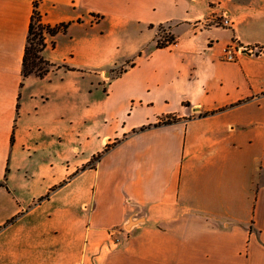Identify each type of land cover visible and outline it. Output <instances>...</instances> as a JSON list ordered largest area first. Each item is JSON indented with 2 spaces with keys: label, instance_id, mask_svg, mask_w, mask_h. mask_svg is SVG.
<instances>
[{
  "label": "crops",
  "instance_id": "obj_1",
  "mask_svg": "<svg viewBox=\"0 0 264 264\" xmlns=\"http://www.w3.org/2000/svg\"><path fill=\"white\" fill-rule=\"evenodd\" d=\"M254 49L264 0H0V264H264Z\"/></svg>",
  "mask_w": 264,
  "mask_h": 264
},
{
  "label": "trees",
  "instance_id": "obj_2",
  "mask_svg": "<svg viewBox=\"0 0 264 264\" xmlns=\"http://www.w3.org/2000/svg\"><path fill=\"white\" fill-rule=\"evenodd\" d=\"M36 3H34V7ZM37 12L34 10L30 19L27 44L24 50V56L22 59V75L23 77H27L30 75H35L36 77L42 78L45 76L50 68L52 67L48 62L44 61L41 57V53L45 48L44 43V33L41 26L38 27V31L34 29V21L38 18ZM64 27L59 26L56 28L45 27V33L49 35H55L59 30H62ZM164 42H160L159 40L156 42V48L163 49L171 45L174 41L172 36L165 37ZM170 121H172V118ZM167 120V123L170 122ZM142 128L141 130H143ZM100 155L94 157L91 163H95L99 159Z\"/></svg>",
  "mask_w": 264,
  "mask_h": 264
},
{
  "label": "built area",
  "instance_id": "obj_3",
  "mask_svg": "<svg viewBox=\"0 0 264 264\" xmlns=\"http://www.w3.org/2000/svg\"><path fill=\"white\" fill-rule=\"evenodd\" d=\"M208 21H205V22H201L200 23V26H205L207 25ZM211 23H213V21H211ZM230 25V22L228 21L227 17H222L220 23H219V26L221 27H224V28H227L229 27ZM242 49L240 48H235L234 46H227L224 51H223V55H222V59L224 61H228V62H234L236 61V55L239 51H241ZM254 54L256 55H260L262 53H264V49H254Z\"/></svg>",
  "mask_w": 264,
  "mask_h": 264
},
{
  "label": "rangeland",
  "instance_id": "obj_4",
  "mask_svg": "<svg viewBox=\"0 0 264 264\" xmlns=\"http://www.w3.org/2000/svg\"><path fill=\"white\" fill-rule=\"evenodd\" d=\"M200 24V23H199ZM33 25H34V29H35V31H38V27L39 26H41L42 27V29H43V33L45 34V26H43L41 23H40V18L38 17L35 21H34V23H33ZM170 35L167 33V31H166V29L165 28H162V27H160L159 29H158V34H157V39H156V42L159 40L160 42H164L165 41V37H169ZM173 43H174V41H173ZM172 43V44H173ZM231 46V45H230ZM233 46V45H232ZM235 47V46H234ZM235 48H237V47H235ZM257 50H259V49H257ZM243 51H246V50H243ZM242 51V52H243ZM249 52H251L252 54H254V51H250L249 50ZM254 55H256V54H254ZM123 67H120V68H117V69H115L114 71H112V72H110V74L112 75V77H114V76H118V75H120L122 72H123ZM167 120H169L170 121V118L168 117L167 118ZM167 120H166V122H167Z\"/></svg>",
  "mask_w": 264,
  "mask_h": 264
},
{
  "label": "water",
  "instance_id": "obj_5",
  "mask_svg": "<svg viewBox=\"0 0 264 264\" xmlns=\"http://www.w3.org/2000/svg\"><path fill=\"white\" fill-rule=\"evenodd\" d=\"M243 52H246V51H243Z\"/></svg>",
  "mask_w": 264,
  "mask_h": 264
}]
</instances>
